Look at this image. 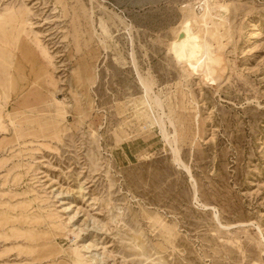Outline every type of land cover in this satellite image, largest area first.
Here are the masks:
<instances>
[{"label": "rangeland", "instance_id": "374dc122", "mask_svg": "<svg viewBox=\"0 0 264 264\" xmlns=\"http://www.w3.org/2000/svg\"><path fill=\"white\" fill-rule=\"evenodd\" d=\"M0 264H264V0H0Z\"/></svg>", "mask_w": 264, "mask_h": 264}, {"label": "bare ground", "instance_id": "6f19581e", "mask_svg": "<svg viewBox=\"0 0 264 264\" xmlns=\"http://www.w3.org/2000/svg\"><path fill=\"white\" fill-rule=\"evenodd\" d=\"M210 4L208 3L205 7H203V14H201V17L198 16L199 17L198 18L194 14L191 15L189 14L190 16L188 15L189 16V18L187 19L188 21L187 22L185 21L186 25L184 24L185 25V26L183 25L184 27L181 26L182 31L180 32V35H178L176 41L174 42L173 45L174 49L172 48L175 53V57L178 58L179 61H185L187 65H190L192 67L195 66V64H198L199 66L201 65L200 69L197 70L198 73L207 72L210 69L211 66L210 64L221 60L222 51L220 49H223L224 47L222 43V39L224 38V36L220 34V30H219V27L221 25L216 24V22L212 20L214 8H212ZM193 22L196 23L199 22V24L201 23V25L203 26L202 29L204 31L202 29L201 30L204 32V34H206V37L204 36V34H199L195 32ZM211 24L213 25L212 28L210 27ZM208 38L218 46L217 52L215 51L216 53H213L214 46L212 43H210ZM146 92H149V89L147 87H146ZM159 103L160 102L155 103L157 108L161 107L160 106L161 104ZM160 117L162 116L160 115ZM163 123L164 122H162L160 119L163 135L166 139H168L167 137L168 135H166L164 130L165 123L164 124ZM177 152L178 151L174 150V154H176L175 157H177ZM178 161H179V156H178ZM91 261H95L94 257L91 258Z\"/></svg>", "mask_w": 264, "mask_h": 264}]
</instances>
